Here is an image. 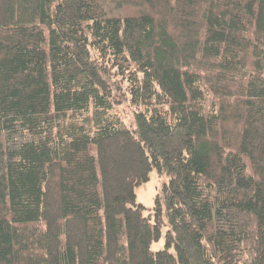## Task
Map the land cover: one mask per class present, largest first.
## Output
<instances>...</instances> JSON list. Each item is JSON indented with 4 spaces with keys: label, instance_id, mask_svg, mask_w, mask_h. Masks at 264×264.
Returning <instances> with one entry per match:
<instances>
[{
    "label": "trees",
    "instance_id": "16d2710c",
    "mask_svg": "<svg viewBox=\"0 0 264 264\" xmlns=\"http://www.w3.org/2000/svg\"><path fill=\"white\" fill-rule=\"evenodd\" d=\"M0 264H264V0H0Z\"/></svg>",
    "mask_w": 264,
    "mask_h": 264
},
{
    "label": "rangeland",
    "instance_id": "374dc122",
    "mask_svg": "<svg viewBox=\"0 0 264 264\" xmlns=\"http://www.w3.org/2000/svg\"><path fill=\"white\" fill-rule=\"evenodd\" d=\"M124 114L127 117V120H131V112L129 109L124 108ZM167 183V178L163 174H159L156 170H153L149 174V180L144 185L136 189V201L137 204L142 205L145 208L144 215L149 216L153 215V209L155 206V200L157 196L162 195V189ZM165 218V216H164ZM169 227L167 222L162 228V236L157 241L151 245V250L154 252L161 251L165 249V234L168 231ZM170 251L174 253V249L170 248Z\"/></svg>",
    "mask_w": 264,
    "mask_h": 264
}]
</instances>
